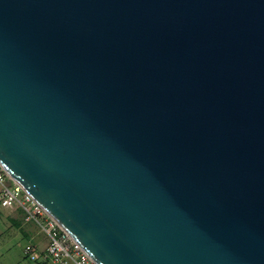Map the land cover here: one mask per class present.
<instances>
[{
  "label": "water",
  "instance_id": "1",
  "mask_svg": "<svg viewBox=\"0 0 264 264\" xmlns=\"http://www.w3.org/2000/svg\"><path fill=\"white\" fill-rule=\"evenodd\" d=\"M0 166L95 264H264V0H0Z\"/></svg>",
  "mask_w": 264,
  "mask_h": 264
},
{
  "label": "built area",
  "instance_id": "2",
  "mask_svg": "<svg viewBox=\"0 0 264 264\" xmlns=\"http://www.w3.org/2000/svg\"><path fill=\"white\" fill-rule=\"evenodd\" d=\"M0 208L19 210L24 215L25 222L34 224L48 238V244L44 249H39L34 244L25 246L24 252L29 260L40 264H95L1 166Z\"/></svg>",
  "mask_w": 264,
  "mask_h": 264
},
{
  "label": "rangeland",
  "instance_id": "3",
  "mask_svg": "<svg viewBox=\"0 0 264 264\" xmlns=\"http://www.w3.org/2000/svg\"><path fill=\"white\" fill-rule=\"evenodd\" d=\"M1 211V209H0ZM11 214L0 212V264H40L29 260L24 252L25 246L46 240L45 235L36 226L32 227L35 240H30L22 233L27 230L11 223Z\"/></svg>",
  "mask_w": 264,
  "mask_h": 264
},
{
  "label": "crops",
  "instance_id": "4",
  "mask_svg": "<svg viewBox=\"0 0 264 264\" xmlns=\"http://www.w3.org/2000/svg\"><path fill=\"white\" fill-rule=\"evenodd\" d=\"M1 211L0 212H7L9 214H11L12 218H11V223H13L15 226L19 227V226H22L24 227L27 231L26 232H23V235L25 237H27L30 242H32L31 240H35V237L32 235V227L35 226L34 224L32 223H27L25 222L24 220V215L19 211H10V210H5V209H2L0 208ZM46 240H42L39 242H36L35 244H37L36 246H38L39 249H44L47 244H48V238L45 236Z\"/></svg>",
  "mask_w": 264,
  "mask_h": 264
}]
</instances>
